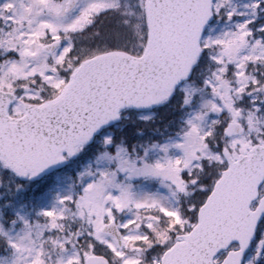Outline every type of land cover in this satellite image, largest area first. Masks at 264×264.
Returning a JSON list of instances; mask_svg holds the SVG:
<instances>
[{"label": "snow or ice", "instance_id": "6c2138e0", "mask_svg": "<svg viewBox=\"0 0 264 264\" xmlns=\"http://www.w3.org/2000/svg\"><path fill=\"white\" fill-rule=\"evenodd\" d=\"M0 264H264V0H0Z\"/></svg>", "mask_w": 264, "mask_h": 264}]
</instances>
